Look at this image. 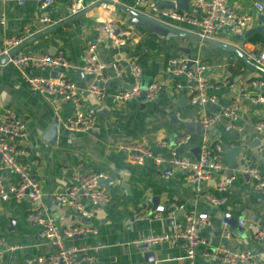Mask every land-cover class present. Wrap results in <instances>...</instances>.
Masks as SVG:
<instances>
[{
    "label": "crops",
    "instance_id": "obj_1",
    "mask_svg": "<svg viewBox=\"0 0 264 264\" xmlns=\"http://www.w3.org/2000/svg\"><path fill=\"white\" fill-rule=\"evenodd\" d=\"M70 1L54 0L47 11L52 21L49 24L39 21L35 0H25L20 6L0 2V51L6 41L21 39L26 43L17 53L54 56L62 51L70 64L67 69L24 71L0 55V116L12 110L25 125L26 137L18 144L23 153L17 162L39 183L44 215L60 231L80 224L72 209L57 203L56 195L70 185L74 173L105 175L106 185H100L108 191L109 201L96 208L89 221L96 233L62 237L63 246L86 249L92 261L81 260L78 264H190L183 249L172 241L157 245H138L135 241L171 233L175 225H185L187 216L205 214L209 225L199 230L201 242L193 264H222L209 255L223 248L235 253L249 251L264 261L254 238L257 230L264 227V191H254V182L245 173V169H254L264 175V138L254 129V123L264 119V103L251 102L258 95L264 97V86L251 85L256 80L264 83V69L251 58L264 45L225 31L211 43L201 42L195 26L159 15L162 0H151L153 8L141 9L135 7V0H107L112 6L106 8L96 6L100 0H83L86 13L76 19L67 15ZM256 4L262 6L261 11ZM231 7L253 16L252 27L259 24L258 14H264V0H231ZM185 12L201 16L191 7ZM139 15L151 19L146 28L131 23L136 19L143 24ZM108 20L126 33L125 44L116 48L109 40L97 41L98 62L105 66L103 73L108 78L106 96L97 101L85 91L90 79L80 74L82 49L96 40V25ZM171 57L199 60L207 66L205 78L210 87L206 95L212 102L203 109L189 102L183 76L165 72ZM130 60L141 66L143 86L153 81L162 84L155 100L115 102V95L129 85L127 80L116 77L112 65L126 69ZM24 72L43 77L62 73L76 81L83 105L94 110L93 129L87 133L66 131L63 125L72 105L60 97L34 94L23 79ZM232 103L238 107L237 129L226 131L222 125L206 130L200 127L202 112L210 113ZM185 135L188 139L178 145V139ZM203 137L220 147V161L226 166L199 187L201 193L224 197L226 201L218 206L200 197L196 187L185 182L183 173L165 176L162 168L148 163L135 165L126 161L121 148L127 143H140L153 154L168 156L174 151L177 157L193 162ZM158 141L165 145H158ZM2 174L6 184L18 182L17 176ZM225 177L233 180L226 193L219 194L216 183ZM160 206L165 212L159 221L132 218L140 211ZM31 208L26 199L0 200V235L13 247L0 257V264H37L38 256L54 252L40 227L26 220Z\"/></svg>",
    "mask_w": 264,
    "mask_h": 264
},
{
    "label": "built area",
    "instance_id": "obj_2",
    "mask_svg": "<svg viewBox=\"0 0 264 264\" xmlns=\"http://www.w3.org/2000/svg\"><path fill=\"white\" fill-rule=\"evenodd\" d=\"M37 9L40 12L39 21L43 24L51 23L47 15L48 9L54 0H35ZM178 0H162L164 3H176ZM0 2H14L23 5L25 0H0ZM191 8L199 11V18L179 12L174 9H158L162 18H167L177 22H183L195 26L199 41L214 39L220 32L241 38L246 30L252 27L254 17L249 14H240L231 7V0H191ZM103 8L112 4H102ZM135 7L153 8L151 0H135ZM258 11L262 10L260 4H256ZM85 10L83 0H71L67 7L68 17H73ZM138 11V10H137ZM95 41H89L82 49V66L80 71L84 77H88L90 82L85 87V91L94 96L97 101L103 100L106 96L107 76L103 73L105 66L98 62L96 47L97 41L109 40L114 47H121L125 44L126 33L120 31L119 25L108 20L98 23L95 27ZM22 42L21 39H14L5 42L0 51L2 57H7V62L21 70L30 69H50L59 70L70 67L62 51H57L54 56L35 53H16L11 56V51ZM260 69H264V49L257 55L251 56ZM116 77L128 81V88L119 91L114 100L117 103H126L132 100L142 99L145 102L155 100L162 89V84L153 81L146 86L142 85L141 66L130 60L126 69H121L112 65ZM207 66L199 60H189L182 57H171L165 65V72L172 76H183L185 87L188 91L189 102L201 109L207 103L212 102L206 95V90L210 87L205 78ZM23 79L30 91L42 97H60L72 105L70 115L64 122V128L71 133H87L95 125L94 110L83 105L81 88L78 83L64 74L58 77H43L24 72ZM253 87L262 88L263 81H252ZM179 86H177L178 88ZM253 104H263L264 97L258 95L251 99ZM239 113L235 103L210 113L202 112L199 124L203 130L215 125H222L226 131L237 129ZM255 131L264 138V119L254 123ZM26 129L22 119L12 110H5L0 116V200L26 199L31 203L32 208L26 214V220L40 227L45 240L55 247L54 252L37 257V264H78L79 261L90 262L91 256L85 254L86 249L66 248L63 246V238H72L86 234H95V229L90 226L89 221L93 218L94 210L109 201L108 191L100 185V181L105 179L101 173H90L80 175L74 173L71 176L70 185L61 193L57 194L55 200L60 205L70 208L78 216L80 224L66 228L62 231L57 229L53 222L44 215L41 206L42 190L39 183L33 180L28 172L19 165L17 157L23 153L18 146L19 141L26 137ZM188 139L182 136L178 139L180 145ZM199 154L195 161L191 162L185 158L177 157L174 151L168 156L153 154L147 147L140 143H127L121 148L125 152L126 161L143 166L145 163L163 169L165 176H172L175 173H183L187 184L195 186L198 195L207 203L218 206L226 200L224 197H216L208 193H201L199 187L202 183H207L226 166L220 161L221 149L217 144H212L206 137H203ZM158 145L164 146V141H158ZM3 172H9L18 177V182L5 183ZM245 173L250 175L254 184V191H264V175L254 169H245ZM233 177L219 179L216 183V191L219 194L226 193ZM165 212L164 207H155L140 211L133 215V220H156L159 221ZM242 225V221H238ZM209 225V220L205 214L190 215L186 217L185 225H175L173 231L168 234L148 235L135 241L138 245H157L164 241H172L179 244L185 253V259L193 264L196 247L201 240L198 236L199 230ZM222 226H226L222 222ZM260 245V254L264 258V227H260L254 235ZM13 249L7 245L4 237L0 235V257ZM83 254V256H81ZM209 255V254H208ZM210 258L222 264H264L258 256L249 251L235 253L228 249H219L210 253ZM152 264H162L153 262Z\"/></svg>",
    "mask_w": 264,
    "mask_h": 264
},
{
    "label": "water",
    "instance_id": "obj_3",
    "mask_svg": "<svg viewBox=\"0 0 264 264\" xmlns=\"http://www.w3.org/2000/svg\"><path fill=\"white\" fill-rule=\"evenodd\" d=\"M190 1L191 0H178L176 3H164L163 2V3H161L158 6V9H174V10H177V11H180V12H185L188 9H190V7H191ZM105 3L108 4L109 2L107 0H105V1L100 0L96 4V6H100L101 4H105ZM110 4H112V3H110ZM85 13H86V10H84V11L78 13L77 15L71 17V19L79 18L82 15H84ZM133 14H135V13H133ZM139 19L143 20V24L144 25L140 21H138L136 19L131 21V23L146 28V23H150V20H151L150 18H148L146 16H142V15H139ZM257 19H258L259 24L256 27H252V28L246 30L245 33L243 34V38L244 39H247L249 36L254 35V34H262V35H264V14L263 13L258 14ZM204 42L205 43H211V40H205ZM25 43L26 42L22 41L17 47H15L11 51L9 56H11L13 54H16L25 45ZM7 59H8L7 57H2V60H4L5 62L7 61ZM80 74L82 75L81 71H80ZM56 77H58V75ZM56 77H53V78H56ZM100 184L101 185H106V181L105 180H101Z\"/></svg>",
    "mask_w": 264,
    "mask_h": 264
},
{
    "label": "trees",
    "instance_id": "obj_4",
    "mask_svg": "<svg viewBox=\"0 0 264 264\" xmlns=\"http://www.w3.org/2000/svg\"><path fill=\"white\" fill-rule=\"evenodd\" d=\"M246 41H248L250 43H254V44H259L260 46L263 47V45H264V35H262V34H254V35H251L250 37H248L246 39Z\"/></svg>",
    "mask_w": 264,
    "mask_h": 264
}]
</instances>
